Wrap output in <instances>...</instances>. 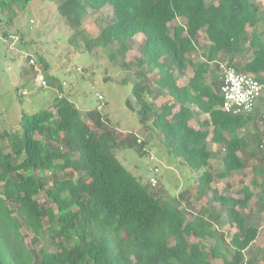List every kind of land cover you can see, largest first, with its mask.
Listing matches in <instances>:
<instances>
[{
	"label": "trees",
	"instance_id": "obj_1",
	"mask_svg": "<svg viewBox=\"0 0 264 264\" xmlns=\"http://www.w3.org/2000/svg\"><path fill=\"white\" fill-rule=\"evenodd\" d=\"M30 2L0 0V7L12 24ZM105 8L111 17L94 37L84 21ZM57 12L72 30L71 42L89 54L99 48L126 71L138 67L136 107L129 100L127 106L144 128L157 130L168 151L203 171L198 189L211 198L198 214L161 199L116 157L120 146L142 149L147 140L127 136L115 144L123 133L98 110L83 116L58 97L52 109L21 115L19 134L0 133V264H256L258 254L246 259L260 234L255 214L245 212L253 190L245 186L236 198L211 184L244 171L246 157L260 148L264 153L258 124L264 127V113L223 112L219 74L224 61L264 85V9L256 0H64ZM136 36L141 56L129 61ZM195 53L201 61L193 62ZM46 80L49 88L56 83ZM249 128L251 141L241 133ZM210 143L221 148L220 172L211 167ZM254 183L260 214L264 178ZM222 223L232 232L227 240L216 229Z\"/></svg>",
	"mask_w": 264,
	"mask_h": 264
},
{
	"label": "rangeland",
	"instance_id": "obj_2",
	"mask_svg": "<svg viewBox=\"0 0 264 264\" xmlns=\"http://www.w3.org/2000/svg\"><path fill=\"white\" fill-rule=\"evenodd\" d=\"M62 1L64 0H32L20 11L12 24H9L7 13L0 7V133L6 131L8 135L19 134L21 115L52 109L54 100L58 97H66L83 116L91 110H98L118 134L123 133L122 137L115 138V144L127 136L129 138L140 136L138 139L141 142L144 139L148 141L142 149L122 145L116 150V157L124 167L141 183H148L161 199L169 201L173 206L191 209L198 214L211 198L210 193H200L198 189L197 178L203 171H193L174 153L168 151L157 138V130L150 125L151 130L144 128L138 121L137 112L127 106L129 100L134 108L136 107L133 88L138 67L134 65L126 71L112 62L99 48L89 54L83 43L71 42L72 30L57 12V6ZM256 3L264 9V0H256ZM110 17L109 8L98 13L90 12L83 26L89 34L96 37L101 25ZM4 33L8 34L7 37ZM141 43V36L131 40L127 55L129 61H136L141 56ZM28 55L34 59V67L27 63ZM42 58L44 63H40ZM191 59L193 62L202 60L198 53L193 54ZM221 64V67L225 66L226 62L223 61ZM44 65L47 66L46 69ZM34 70L45 79L56 78L55 85L50 88L37 86ZM191 74L192 69H189L187 75ZM57 83L63 88L60 89ZM99 96L103 99L100 100ZM257 107L258 113L261 111L263 114L264 97L258 102ZM194 122L192 123L195 125ZM258 124L264 132L262 124L260 122ZM250 131L253 132L254 128L243 130L241 133L251 141ZM260 136L264 145V136L262 134ZM212 146L214 145L210 143L211 149ZM214 148L217 150L219 147L216 145ZM262 150L263 147L257 151L255 157H246L247 167L244 171L236 172L225 179H216L211 184V187L216 188L222 196L233 195L236 198H243L244 194H237L238 190L245 186L253 190L254 196L245 212L255 214L254 223L260 229V234L246 251V259L258 254L259 260L256 264H264L262 259L264 211L258 214L261 208L256 203L260 192L254 183L255 180L264 178V167L261 166L264 160ZM221 155V151H214L210 160L215 173L223 169ZM156 168L159 169L158 174L154 172ZM48 177L53 175L48 174ZM154 177L157 178L158 184L152 187L150 182ZM205 189L206 185H203V190ZM189 203L193 207H189ZM222 222H225L224 219ZM216 229L227 234L226 240L232 234L226 223L218 225ZM208 242L210 245L214 244V240ZM211 264L223 263L217 259L212 260Z\"/></svg>",
	"mask_w": 264,
	"mask_h": 264
},
{
	"label": "built area",
	"instance_id": "obj_3",
	"mask_svg": "<svg viewBox=\"0 0 264 264\" xmlns=\"http://www.w3.org/2000/svg\"><path fill=\"white\" fill-rule=\"evenodd\" d=\"M29 65H34L35 61L31 56H26ZM221 85L220 92L223 103L220 109L232 115L251 114L256 111L258 102L264 97V85L252 75L239 73L233 67H221ZM37 86L48 87L47 80L37 74ZM102 100V96H99ZM141 142V141H139ZM155 174L159 173V169L154 170ZM151 186L155 187L158 182L157 178L151 179Z\"/></svg>",
	"mask_w": 264,
	"mask_h": 264
},
{
	"label": "crops",
	"instance_id": "obj_4",
	"mask_svg": "<svg viewBox=\"0 0 264 264\" xmlns=\"http://www.w3.org/2000/svg\"><path fill=\"white\" fill-rule=\"evenodd\" d=\"M200 58H201V56H200ZM202 59V58H201ZM220 74V77H221V72L219 73ZM258 108V107H257ZM257 108H256V111L255 112H257L258 110H257ZM196 110V109H195ZM261 112V111H260ZM203 117V116H202ZM205 117V116H204ZM203 117V118H204ZM206 118V117H205ZM193 121H195L194 123H195V125L192 123ZM190 125L193 127V128H195V129H198V123L196 122V120H192L191 122H190ZM135 136V135H134ZM135 137H140V136H135ZM139 140V139H138ZM139 141H141V140H139ZM143 141H145V139L143 140ZM212 145H214V146H216V144H212ZM214 146H212V149L210 148V144H209V149L212 151L213 150V152L214 151H220L221 150V148H220V146L219 145H217L219 148H217V150H216V148H214Z\"/></svg>",
	"mask_w": 264,
	"mask_h": 264
}]
</instances>
